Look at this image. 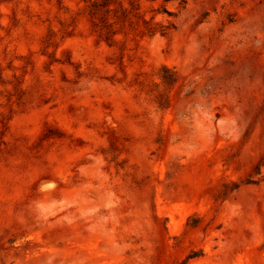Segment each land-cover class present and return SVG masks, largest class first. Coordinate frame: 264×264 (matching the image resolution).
I'll list each match as a JSON object with an SVG mask.
<instances>
[{
	"label": "rangeland",
	"instance_id": "rangeland-1",
	"mask_svg": "<svg viewBox=\"0 0 264 264\" xmlns=\"http://www.w3.org/2000/svg\"><path fill=\"white\" fill-rule=\"evenodd\" d=\"M261 159L264 0H0V264H264Z\"/></svg>",
	"mask_w": 264,
	"mask_h": 264
},
{
	"label": "trees",
	"instance_id": "trees-1",
	"mask_svg": "<svg viewBox=\"0 0 264 264\" xmlns=\"http://www.w3.org/2000/svg\"><path fill=\"white\" fill-rule=\"evenodd\" d=\"M156 30H154L152 33H154ZM162 33H164V32H162ZM166 68V66H164V69ZM172 81H174L173 80V78H172ZM264 165V161L261 159L259 162H258V164H257V168L260 170L261 169V167ZM248 183H252V181L251 180H248Z\"/></svg>",
	"mask_w": 264,
	"mask_h": 264
}]
</instances>
